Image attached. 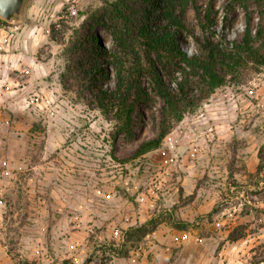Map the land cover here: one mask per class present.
Instances as JSON below:
<instances>
[{
    "label": "rangeland",
    "instance_id": "rangeland-1",
    "mask_svg": "<svg viewBox=\"0 0 264 264\" xmlns=\"http://www.w3.org/2000/svg\"><path fill=\"white\" fill-rule=\"evenodd\" d=\"M228 1L213 0L210 17L218 32L240 41L248 13L236 6L225 28ZM209 4L197 0L200 15L192 3L186 10L187 31L202 39ZM101 5L32 0L21 21L0 26L11 27L14 54L21 51L23 27L29 28L27 54L45 65L37 78L29 61L0 87V156L6 159L0 164V238L13 264H264V172L257 174L264 69L217 90L159 150L134 158L140 143L155 137L161 105L141 107L138 139L127 142L115 137L113 122L96 106L62 86L66 47ZM250 13L256 28L255 5ZM100 35L114 49L111 35L103 29ZM180 45L190 56L199 51L188 32ZM169 212L193 228L164 223L128 256L112 254L126 229Z\"/></svg>",
    "mask_w": 264,
    "mask_h": 264
},
{
    "label": "trees",
    "instance_id": "trees-1",
    "mask_svg": "<svg viewBox=\"0 0 264 264\" xmlns=\"http://www.w3.org/2000/svg\"><path fill=\"white\" fill-rule=\"evenodd\" d=\"M212 1L202 24L207 36L202 39L187 31L184 22L188 5L196 6L197 0H101L102 5L89 14L66 47L68 73L62 75L63 88L76 92L111 120L115 137L127 142L137 140L141 107L161 105L160 118L154 117L155 137L142 141L134 158L159 150L186 115L195 112L217 90L228 83L241 84L248 75L264 69V0L227 2L222 18L225 28L236 6L248 13L240 41H230L223 31L216 30L218 22L210 17ZM252 5L259 13L256 28L252 27ZM196 10L200 15L197 6ZM3 23L0 18V26ZM100 29L111 35L114 49L105 47ZM187 32L199 48L191 56L180 45ZM112 80L115 88L108 89ZM258 156L257 174H261L264 148ZM164 223L184 232L194 226L174 212L154 215L126 229L122 242L110 251L117 257L128 256L129 248H136Z\"/></svg>",
    "mask_w": 264,
    "mask_h": 264
},
{
    "label": "crops",
    "instance_id": "crops-1",
    "mask_svg": "<svg viewBox=\"0 0 264 264\" xmlns=\"http://www.w3.org/2000/svg\"><path fill=\"white\" fill-rule=\"evenodd\" d=\"M10 26V25H9ZM23 26V25H22ZM9 29H0V34L2 35H9L11 34V27H8ZM26 27H23V34H25L22 39L20 40V53L14 54L9 51V48L7 45L3 42L0 43V87L3 83H7V80L9 79L10 81L12 80V73L15 72V70L20 71L22 68L28 69L29 66L26 64L29 63V61L34 65L33 71H35V76L39 78L40 76V68L42 69L43 63H37L35 62V58L33 56H29L27 53H29V49L31 47V39L29 38V32L30 30H26ZM11 45V44H10ZM12 46V45H11ZM3 48H5L3 50ZM29 71V70H28ZM33 73V72H32ZM39 73V75L37 74ZM13 83V82H12ZM4 94L5 91H4ZM6 96V95H5ZM4 97L2 96L0 100H2ZM2 152L0 151V154ZM2 159L0 158V164L1 162H5V157ZM5 206V202L0 200V212H3V208ZM4 218V217H3ZM1 220V218H0ZM3 220V219H2ZM2 221H0L1 223ZM0 264H13V261L10 257V254L6 250V246L4 245L2 238H0Z\"/></svg>",
    "mask_w": 264,
    "mask_h": 264
},
{
    "label": "water",
    "instance_id": "water-1",
    "mask_svg": "<svg viewBox=\"0 0 264 264\" xmlns=\"http://www.w3.org/2000/svg\"><path fill=\"white\" fill-rule=\"evenodd\" d=\"M32 0H0V18L6 22L21 21Z\"/></svg>",
    "mask_w": 264,
    "mask_h": 264
},
{
    "label": "built area",
    "instance_id": "built-area-1",
    "mask_svg": "<svg viewBox=\"0 0 264 264\" xmlns=\"http://www.w3.org/2000/svg\"><path fill=\"white\" fill-rule=\"evenodd\" d=\"M8 36H10V37L7 39ZM8 36H6V38H5V35H4V39L3 40L0 39V43L1 42L5 43L7 45V47L9 48L10 44H11V41H12L11 38L13 37V34L11 33ZM0 96H1V89H0Z\"/></svg>",
    "mask_w": 264,
    "mask_h": 264
}]
</instances>
